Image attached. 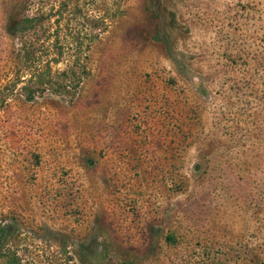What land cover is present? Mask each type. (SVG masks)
Returning a JSON list of instances; mask_svg holds the SVG:
<instances>
[{
    "label": "rangeland",
    "instance_id": "374dc122",
    "mask_svg": "<svg viewBox=\"0 0 264 264\" xmlns=\"http://www.w3.org/2000/svg\"><path fill=\"white\" fill-rule=\"evenodd\" d=\"M0 264H264V0H0Z\"/></svg>",
    "mask_w": 264,
    "mask_h": 264
},
{
    "label": "trees",
    "instance_id": "16d2710c",
    "mask_svg": "<svg viewBox=\"0 0 264 264\" xmlns=\"http://www.w3.org/2000/svg\"><path fill=\"white\" fill-rule=\"evenodd\" d=\"M27 26H28V20L27 21L25 20L24 22H22L21 25L17 26L16 31L23 32L26 30Z\"/></svg>",
    "mask_w": 264,
    "mask_h": 264
}]
</instances>
